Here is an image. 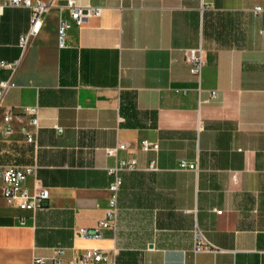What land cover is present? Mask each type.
Listing matches in <instances>:
<instances>
[{
	"label": "crops",
	"instance_id": "0c3cea01",
	"mask_svg": "<svg viewBox=\"0 0 264 264\" xmlns=\"http://www.w3.org/2000/svg\"><path fill=\"white\" fill-rule=\"evenodd\" d=\"M75 1L101 16L76 26L66 0H52L25 51L30 11L0 18V82L14 83L0 105V168L35 164L49 190L44 207L21 210L0 179V264L57 248L62 264L86 249L114 264H264V0ZM199 47L201 82L185 58ZM33 107L37 127L23 112ZM144 140L159 149L143 151ZM130 160L140 169L118 173L113 230L75 237L105 218L109 170ZM198 231L220 251L196 253Z\"/></svg>",
	"mask_w": 264,
	"mask_h": 264
},
{
	"label": "built area",
	"instance_id": "2783aa9c",
	"mask_svg": "<svg viewBox=\"0 0 264 264\" xmlns=\"http://www.w3.org/2000/svg\"><path fill=\"white\" fill-rule=\"evenodd\" d=\"M24 8L30 11V25L27 32L20 36L19 47L25 51L31 37L35 36L41 29L43 15L53 7L52 0L43 2L41 0H6L0 3V18L2 17L5 8ZM65 8L69 10L70 19L76 26H81L86 18L94 17L99 18L103 9L92 6H80L75 0H66ZM263 12L262 7L255 8V13L260 14ZM70 27V23L61 20L57 29V39L59 47H64L66 32ZM186 62L190 66V73L201 82L202 71L205 64V50L203 47L189 49L185 53ZM0 67H7L6 64L1 63ZM14 87V83L10 80L0 82V105L2 98L7 89ZM212 99H216V94L212 93ZM25 114L31 116V123L37 127V113L38 108H25ZM12 120L10 114H6L3 118L6 124L5 133H10L8 128L9 122ZM28 142H33L34 137L29 136ZM142 150L148 152L150 150L157 151L159 146L152 144L148 140L142 142ZM125 149L124 144H119L116 148L106 150L107 154L114 155L117 150ZM181 170H189L198 172V165L182 161L180 163ZM140 169L136 160L129 162L119 163L115 168L109 170L113 176V180L107 188L108 193V207L105 212V218L92 229H78L75 231V237L82 239L100 240L104 238L106 231L113 230L115 227V220L117 215V196L118 190L121 185V178L118 173L120 171H130ZM145 170H156L155 164H151ZM37 166L35 164L28 166H5L0 168V179L2 181V197L9 204L16 205L21 210L35 211L44 207L45 202L49 198L48 188L42 186L36 178ZM31 177L33 185L31 190L25 185L26 180ZM222 214V212H218ZM196 253L201 252H219L220 249L213 246L206 241L201 232H197V243L195 248ZM64 255L62 249H55L51 258L36 257L33 259V264H62L61 257ZM73 264H114L109 261L108 256L98 249L83 250L74 259Z\"/></svg>",
	"mask_w": 264,
	"mask_h": 264
}]
</instances>
